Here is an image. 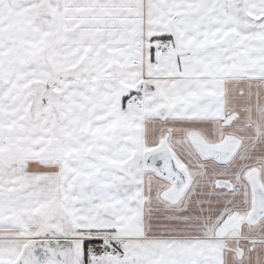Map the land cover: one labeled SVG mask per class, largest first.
Returning <instances> with one entry per match:
<instances>
[{"label":"snow or ice","instance_id":"6c2138e0","mask_svg":"<svg viewBox=\"0 0 264 264\" xmlns=\"http://www.w3.org/2000/svg\"><path fill=\"white\" fill-rule=\"evenodd\" d=\"M0 264H264V0H0Z\"/></svg>","mask_w":264,"mask_h":264}]
</instances>
